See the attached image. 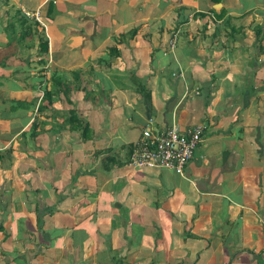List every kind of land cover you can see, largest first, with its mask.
I'll return each instance as SVG.
<instances>
[{"label":"crops","instance_id":"1","mask_svg":"<svg viewBox=\"0 0 264 264\" xmlns=\"http://www.w3.org/2000/svg\"><path fill=\"white\" fill-rule=\"evenodd\" d=\"M147 123L205 125L182 174ZM118 261L264 264V0H0V264Z\"/></svg>","mask_w":264,"mask_h":264},{"label":"built area","instance_id":"2","mask_svg":"<svg viewBox=\"0 0 264 264\" xmlns=\"http://www.w3.org/2000/svg\"><path fill=\"white\" fill-rule=\"evenodd\" d=\"M23 12L27 17L35 18L43 24L39 18V11L24 10ZM174 45L173 36L170 46L174 47ZM151 121L152 117H149V122ZM204 129L205 125L198 124L181 131L175 124H171L161 131H156L150 123H147L130 150L127 164L137 167L167 168L182 174L202 141Z\"/></svg>","mask_w":264,"mask_h":264},{"label":"trees","instance_id":"3","mask_svg":"<svg viewBox=\"0 0 264 264\" xmlns=\"http://www.w3.org/2000/svg\"><path fill=\"white\" fill-rule=\"evenodd\" d=\"M16 15H17V25L20 26V34L19 35H22L23 37H25L26 35H30L31 32L30 31H34L36 33V27L39 25L38 21H36V19L34 20H29L28 17L24 14V12L22 10H18L16 12ZM30 21V22H28ZM10 30L12 32H17V28H16V25L14 23H10ZM39 53H43V52H46L47 51V39L45 38V36L42 34L40 35V40H39ZM75 115L74 112L71 113V115L69 116V120L70 123L72 122L71 121V118L74 117L73 115ZM75 119V117H74ZM72 129H80L81 132L84 134L85 131L87 130L88 127L86 126H81L80 122H78L77 125L75 126H71ZM115 264H120V262H116Z\"/></svg>","mask_w":264,"mask_h":264},{"label":"clouds","instance_id":"4","mask_svg":"<svg viewBox=\"0 0 264 264\" xmlns=\"http://www.w3.org/2000/svg\"><path fill=\"white\" fill-rule=\"evenodd\" d=\"M24 11V10H23ZM27 11V10H26ZM29 18V17H28Z\"/></svg>","mask_w":264,"mask_h":264}]
</instances>
